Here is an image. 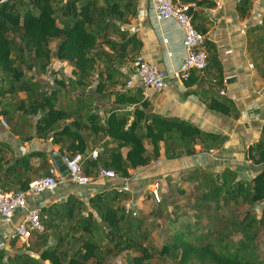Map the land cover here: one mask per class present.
Masks as SVG:
<instances>
[{
  "label": "trees",
  "instance_id": "trees-1",
  "mask_svg": "<svg viewBox=\"0 0 264 264\" xmlns=\"http://www.w3.org/2000/svg\"><path fill=\"white\" fill-rule=\"evenodd\" d=\"M178 1L194 4L192 24L205 36L207 27L203 11L214 8L215 2ZM138 2L0 0V116L7 118L10 114L20 113L36 118L33 137L50 138L52 144L65 142V152H61V156L86 155L96 149L97 158L83 164L84 174L89 177L97 175L101 167L112 171L119 179H128L133 171L161 158L173 162L195 156L196 146L201 152L219 150L226 139L183 121L148 113L149 102L141 88L126 87L128 78L119 72V68L129 66L141 48L137 36L125 29L137 16ZM262 2L264 4V0ZM252 8L253 0H238L235 7L238 18L249 17ZM252 31L264 38V17L261 25ZM13 34L22 44L16 55L10 38ZM53 41H57L54 58L71 67L72 78L66 83L54 77V87L44 90L39 83L26 79L21 69L22 57L24 52L32 55L34 65L36 63L40 72H45L51 58L49 45ZM204 49L207 54L205 71L213 77L214 87L220 91L223 73L215 46L205 39ZM34 65L28 64L27 68ZM198 74L200 72H192L184 82L185 87H190ZM20 93L25 98H19ZM72 93L76 94L74 100L63 106L60 97L73 98ZM94 99L114 106L103 111L102 125L100 115L95 113ZM204 103L211 112L233 119L239 117V110L231 100L212 94L204 98ZM123 106L133 109H121ZM70 119L72 121L66 124ZM85 128L106 141L89 147L82 134ZM7 152H10L9 147L0 143V188L3 191H25L38 172L47 174L50 165L46 154L29 152L5 159L2 155ZM245 157L252 164L250 169L256 167L255 172L250 170L251 177L237 179L238 171L229 168L213 174L214 183L204 191V201L214 202L216 208L264 203V128L262 138L247 149ZM186 180L194 181V178L187 177ZM118 198L115 191L96 194L86 205L68 197L58 205L41 207L44 232L35 235V240L23 248L24 252L37 254L39 259L24 252L9 255L3 249L0 250V264H104L108 256L116 258L128 253L136 254L131 256L129 264H146L153 257L146 245L148 234L141 229L140 220L132 218L130 208L116 207ZM82 207L92 211L83 217L79 211ZM92 212L99 216L100 223L93 222ZM77 216L79 220L75 221ZM248 220L246 213L238 223L230 225L229 233L238 230L246 235L251 221L264 226V207L259 219ZM247 237L252 239V236ZM204 238L174 232L169 245L162 246L157 255L177 264H258L255 260L229 253L217 241H204ZM216 245L223 249H217ZM14 248L15 241H10L8 250L12 252Z\"/></svg>",
  "mask_w": 264,
  "mask_h": 264
},
{
  "label": "crops",
  "instance_id": "crops-1",
  "mask_svg": "<svg viewBox=\"0 0 264 264\" xmlns=\"http://www.w3.org/2000/svg\"><path fill=\"white\" fill-rule=\"evenodd\" d=\"M213 1L215 7L203 11L205 14V27H207L205 38L215 46L217 59L222 68L223 81H229V83H223V89L220 90L224 92L223 95H220L214 87V79L207 71L198 74L195 82L190 87H185L184 83H181L174 76L185 57L182 31L171 19L157 20L155 18L152 0H139L137 16L125 29L130 34H135L141 42L138 56L154 64L164 75L165 87L160 92L141 88L144 98L149 102L147 112L165 119L183 121L203 132L224 136L226 139L219 150L222 149L229 156H238L240 153L241 155L246 153V149H249L250 146L262 138L264 128V38L260 37L257 31H252V28L255 29L262 23L264 4L262 0H253L250 16L240 19L235 10L238 0ZM112 39H115V37H112ZM164 40H166V43L163 42ZM56 45L57 41H53L54 49L49 45L51 58L46 71L40 72L38 67L37 70L43 75L53 74L52 71H54L53 79L54 77L57 78L56 72L58 69H53L54 63L52 61L54 60L59 67L64 68L65 72L67 71L68 79H70L72 78L71 67L65 62H60L54 58ZM27 67L23 70L26 79H31V82H37L41 85L39 81L43 80L38 78L40 74L36 73L35 66H31L30 69ZM119 72L124 74L128 80L130 77L132 78V63L129 66L119 68ZM43 75H40L41 78H43ZM48 82L51 84V81ZM41 87L44 86L41 85ZM53 87L54 82L53 86L44 87L43 89L50 90ZM133 87L139 86L135 84ZM212 94L231 100L239 110V117L233 119L209 111L204 103V98ZM75 95V93H72L73 98L71 96L60 97V103L63 106L70 105ZM18 97L25 98L22 93L18 94ZM93 101V106H97L95 113L100 115V124L102 125L104 123L103 111L114 108V106L109 103L104 104L97 99ZM4 119L8 126L7 128L0 126V143L6 144L10 152L3 154V158L12 159L29 152H41L48 156L47 160L51 166L53 162L49 152L54 151L60 155L61 152H65L66 144L62 140L58 144H52L50 138L41 140L33 137V124L36 118L24 117L22 114L16 113L14 115L10 114ZM71 121L72 119L66 121V124ZM63 124L61 122V125ZM82 134L86 138L89 147L106 141V138L101 139L99 136H94L89 128H85ZM29 136H32V138L28 141L26 138ZM146 149L150 148L146 147ZM195 149L200 148L196 146ZM211 157L207 153L200 152L195 156L184 157L173 162L161 158L145 168L133 171L130 177L125 180L111 181L96 176L87 188L65 183L54 193L38 197L36 206L48 208L60 204L68 197H73L76 201L86 205L91 197L103 193L111 185L119 183L122 187L125 186L127 192H129L125 208H141L144 206L142 205L145 198L143 195L150 187L149 183L159 181L161 185L162 180L166 177L174 178L177 173L182 174L195 167L210 165ZM106 184H109V186ZM58 199H60L59 203L57 202ZM149 200L151 199L149 198ZM89 211L87 208L82 214L86 215L85 212ZM19 218L20 214L16 215L11 225H4L0 221V241L4 242L5 251L9 255L24 252V244L20 242H18L20 247H17L15 241V248L12 252L8 250L7 244V238ZM31 240L29 241L30 244L32 243ZM24 253L33 254L30 252ZM40 264H48V262H40Z\"/></svg>",
  "mask_w": 264,
  "mask_h": 264
},
{
  "label": "rangeland",
  "instance_id": "rangeland-1",
  "mask_svg": "<svg viewBox=\"0 0 264 264\" xmlns=\"http://www.w3.org/2000/svg\"><path fill=\"white\" fill-rule=\"evenodd\" d=\"M10 38L12 40L13 52L16 55L17 49L21 48L22 44L16 34L10 35ZM50 46L54 49L53 42ZM22 58L24 59V63L21 64L22 70H25L28 64L34 65L32 55L27 52L23 53ZM52 63H54L53 69H58L56 72L57 79H62L64 82H67L69 80L67 71L65 72L64 68L59 67L54 60ZM34 66L36 68V73L40 74L37 70L36 63ZM52 72L54 73V71ZM40 75L38 78L43 80L39 81L42 86L46 88L51 87V85L53 86L52 81L54 74L43 75V78H41ZM48 81H51V84H49ZM246 151L247 149L245 152ZM196 152L200 153L201 151L200 149H196ZM204 153L212 156L210 165L205 167L201 166V168H193L182 174L177 173L174 178H164L158 189L159 202L151 198V200H149L148 195L150 197L149 191L151 188L148 187L143 195L145 198L142 205L144 206L137 209H134V207L130 208L132 209L130 210L132 218L140 220L141 229L146 230L148 234L146 245L153 254V257L146 264H177L169 258H160L157 255L162 246L169 245L174 232H183L185 235H194L196 237L204 236V241H217L221 247H225L224 250L231 254H236L244 259L255 260L258 264H264V226L255 224V222L251 221V227L246 235L238 232V230L229 233V231H231L230 225L232 223H238L246 213L250 220H253V218L259 219L264 203L255 204L251 207L238 204L227 207L219 206L220 208H216L214 202L203 200L204 191L214 183L213 174L221 173L225 168H229L233 171H238L237 179L248 180L251 177L250 170L255 172L256 167L250 169L252 168V164L245 157L246 153L243 155L240 153L238 156H229L228 153H224L222 149ZM43 175L44 172L40 171L35 177L37 178ZM96 176L97 175L94 174L91 175V181L94 180ZM187 177L194 178V181H187ZM106 185L109 186V184ZM149 186H151V183H149ZM121 188V184L116 183L108 187V190L103 193H114L117 191L119 204L116 207L124 208L128 201L129 192L121 190ZM86 209V207H82L79 211L84 213ZM88 210L90 209L88 208ZM91 211L92 210L85 212L86 215ZM86 215L82 214L83 217H86ZM92 215L93 222L100 223L99 216L95 212H92ZM78 218L79 216H77L75 221H78ZM70 223L71 222L68 224ZM247 236H252V239H249ZM34 240L35 238L32 237L31 242ZM194 241L197 243L196 239H194ZM17 247H20L18 242ZM221 247L218 248L216 245L217 249H223ZM133 255L136 254H122L116 258L108 256L104 264H129V259Z\"/></svg>",
  "mask_w": 264,
  "mask_h": 264
},
{
  "label": "built area",
  "instance_id": "built-area-1",
  "mask_svg": "<svg viewBox=\"0 0 264 264\" xmlns=\"http://www.w3.org/2000/svg\"><path fill=\"white\" fill-rule=\"evenodd\" d=\"M152 7L157 20L171 19L182 31L185 57L174 76L184 83L192 72H204L207 69V54L204 49L206 38L192 24L194 4H182L178 0H152ZM163 42L166 43V40ZM135 84L139 88L160 92L165 87L164 75L154 64L137 56L132 62V78L130 77L127 81L126 87H133ZM219 94L223 95L224 92L219 91ZM0 126L7 128V123L2 116H0ZM97 156L96 149L86 155H64L61 156V160L68 172L66 178L60 175L52 163L47 174L33 179L25 191L5 192L0 188V221L2 224L11 225L15 216L20 214L19 221L13 226L7 238L8 243L16 241L28 246L32 237L42 234L44 225L40 217V208L36 206L37 198L44 194L54 193L65 183L87 188L91 183V178L84 174L83 164L85 161L95 160ZM97 176L111 181L119 179L112 171L101 167L97 170ZM159 185V181L152 182L149 191L150 198L157 202H159ZM121 190L127 191L125 186ZM57 202L59 203L60 199ZM3 249L6 250L5 244L0 241V250Z\"/></svg>",
  "mask_w": 264,
  "mask_h": 264
},
{
  "label": "water",
  "instance_id": "water-1",
  "mask_svg": "<svg viewBox=\"0 0 264 264\" xmlns=\"http://www.w3.org/2000/svg\"><path fill=\"white\" fill-rule=\"evenodd\" d=\"M225 83H229V81H227V82L225 81ZM121 109L131 110L132 106H123V107H121ZM49 155L51 157V160H52L54 166L57 168L58 172L60 173V175L63 178H66L67 175H68V172L66 170L65 165L62 163L61 155L58 154V153H55L54 151L49 152ZM28 255L33 257L34 259H38L39 258V256H37V255H33V254H28Z\"/></svg>",
  "mask_w": 264,
  "mask_h": 264
}]
</instances>
